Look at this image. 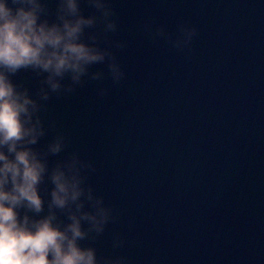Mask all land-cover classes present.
Here are the masks:
<instances>
[{"label":"water","instance_id":"water-1","mask_svg":"<svg viewBox=\"0 0 264 264\" xmlns=\"http://www.w3.org/2000/svg\"><path fill=\"white\" fill-rule=\"evenodd\" d=\"M111 3L118 27L100 44L124 76L105 62L90 70L102 78L52 94L37 145L63 132L50 165L73 151L94 165L87 182L116 219L82 243L125 264H264V0ZM180 23L197 29L189 48L154 34ZM13 79L40 87L31 70Z\"/></svg>","mask_w":264,"mask_h":264},{"label":"clouds","instance_id":"clouds-1","mask_svg":"<svg viewBox=\"0 0 264 264\" xmlns=\"http://www.w3.org/2000/svg\"><path fill=\"white\" fill-rule=\"evenodd\" d=\"M86 3L88 13L82 0H56L53 14L48 0H0V264H125L82 243L116 219L87 182L91 161L73 151L50 165L68 143L63 132L37 147L52 94L74 91L85 77L102 78V71L90 70L105 62L114 83L124 76L111 48L100 44L118 27L111 0ZM196 32L186 23L178 24L175 38L161 25L154 30L178 49L189 48ZM22 70L41 77L35 94L13 79ZM113 243L123 241L116 236Z\"/></svg>","mask_w":264,"mask_h":264}]
</instances>
